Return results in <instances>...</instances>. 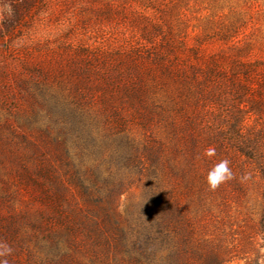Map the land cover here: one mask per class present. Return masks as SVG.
<instances>
[{"label":"rangeland","instance_id":"obj_1","mask_svg":"<svg viewBox=\"0 0 264 264\" xmlns=\"http://www.w3.org/2000/svg\"><path fill=\"white\" fill-rule=\"evenodd\" d=\"M106 75L117 79L107 85ZM127 85L142 91L149 121L123 93ZM236 85L245 87L243 94ZM241 106L252 137L264 134V0H0V156L9 148L27 151L26 139L43 149L55 139L64 155L81 156L84 168L100 175L109 169L107 156L97 154L92 140L106 130L131 129L169 144L176 118L222 126L226 138ZM117 115L123 120L116 122ZM254 189L231 204L248 230L246 207L256 222L262 212V194ZM142 191L135 185L122 196L123 215ZM8 207L19 212L32 204L11 197L0 203V219ZM58 226L53 218L49 227ZM12 234L0 222V242L13 249L4 257L8 264H96L62 240L59 248L40 250L33 239L20 244Z\"/></svg>","mask_w":264,"mask_h":264},{"label":"trees","instance_id":"obj_2","mask_svg":"<svg viewBox=\"0 0 264 264\" xmlns=\"http://www.w3.org/2000/svg\"><path fill=\"white\" fill-rule=\"evenodd\" d=\"M213 70L207 73L210 78L216 77ZM114 79L106 75L103 81L108 85ZM234 88L239 94L246 90ZM122 89L136 114L149 121L152 110H141L139 87ZM252 103L261 111L258 102ZM244 109H237L226 138L222 126L194 120L181 124L176 118L175 142L169 144L131 129L106 130L99 141L92 140L97 154L107 156L109 169L100 175L93 167L84 168L81 156L64 155L61 141L46 140L43 149L26 139L27 151L9 148L0 156V203L13 197L32 207L19 212L8 207L0 222L20 244L33 239L44 250L59 248L62 240L96 264H228L236 258L259 264L264 256L257 238L264 239V134L252 137ZM116 120L123 118L117 115ZM209 150L211 156L205 154ZM221 160L229 161L232 177L213 190L207 175ZM135 185L143 188L142 196L123 215L122 196ZM251 188L261 192L263 203L258 222L246 207L248 230L238 224L231 204ZM53 218L57 229L49 227Z\"/></svg>","mask_w":264,"mask_h":264},{"label":"clouds","instance_id":"obj_3","mask_svg":"<svg viewBox=\"0 0 264 264\" xmlns=\"http://www.w3.org/2000/svg\"><path fill=\"white\" fill-rule=\"evenodd\" d=\"M211 156L213 153L211 150L205 153ZM229 161L221 160L218 164L214 165L208 172L207 183L211 189H216L221 183L231 179L232 173L229 168ZM13 249L6 243L0 242V264H8L7 257L11 255Z\"/></svg>","mask_w":264,"mask_h":264}]
</instances>
